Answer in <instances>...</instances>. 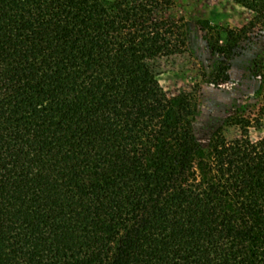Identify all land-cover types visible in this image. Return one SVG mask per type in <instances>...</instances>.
Segmentation results:
<instances>
[{"label":"trees","instance_id":"16d2710c","mask_svg":"<svg viewBox=\"0 0 264 264\" xmlns=\"http://www.w3.org/2000/svg\"><path fill=\"white\" fill-rule=\"evenodd\" d=\"M174 4L0 0V264H264V138L204 150L153 71L186 49Z\"/></svg>","mask_w":264,"mask_h":264},{"label":"rangeland","instance_id":"374dc122","mask_svg":"<svg viewBox=\"0 0 264 264\" xmlns=\"http://www.w3.org/2000/svg\"><path fill=\"white\" fill-rule=\"evenodd\" d=\"M169 13L184 26L186 49L154 61L153 71L169 98L192 95L189 120L199 145L207 150L219 127L242 119L250 122L252 141L264 138V22L236 0H175ZM226 31L241 34L228 58L216 52V46L226 43ZM219 68L226 78L217 79ZM240 134L234 123L226 136L231 140Z\"/></svg>","mask_w":264,"mask_h":264}]
</instances>
